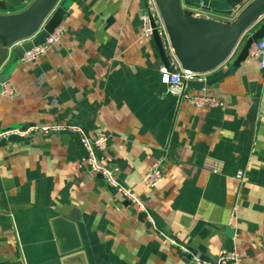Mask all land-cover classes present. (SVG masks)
Masks as SVG:
<instances>
[{"label": "crops", "instance_id": "0c3cea01", "mask_svg": "<svg viewBox=\"0 0 264 264\" xmlns=\"http://www.w3.org/2000/svg\"><path fill=\"white\" fill-rule=\"evenodd\" d=\"M254 1L232 13L192 6L183 14L229 29ZM157 5L166 24L165 0ZM24 6L3 12L13 15ZM66 6L62 36L33 61L4 54L1 44L10 39L0 36V133L57 125L79 126L89 139L106 137L98 163L117 169L115 179L147 208L154 226L90 172L79 133L7 136L0 139V264L57 258L51 222L69 214L79 219L82 250L61 264H217L219 252L232 247L241 264H264V71L248 57L232 67L264 16L215 68L190 67L175 48L174 54L166 48L172 67L189 68L201 79L188 81L186 91L219 104L208 108L169 95L161 84L163 64L143 34L141 0ZM165 34L174 47L166 25ZM3 82L11 96L1 93ZM155 168L163 177L151 187L145 179ZM57 228L62 248L71 250L68 228Z\"/></svg>", "mask_w": 264, "mask_h": 264}, {"label": "water", "instance_id": "95a60500", "mask_svg": "<svg viewBox=\"0 0 264 264\" xmlns=\"http://www.w3.org/2000/svg\"><path fill=\"white\" fill-rule=\"evenodd\" d=\"M29 1L31 0H0V9H17L23 5L26 6L30 3ZM67 1L72 2L73 0ZM67 1L61 3V0H35L29 12L16 16L11 14L0 16V36H4L11 40L14 37H27L36 33L31 40L14 46L11 50L6 49L7 45H9V41L4 42L1 44L3 49L0 48V50L2 49L4 54L10 51L19 60L24 51L42 44L47 36L56 27L61 25L63 17L67 15ZM247 1L248 0H165L167 6L166 27H168L173 36V44L175 45L173 48H175V52L179 54L190 67L210 69L221 65L234 54L250 25L264 16V0H255L245 9L236 21L230 25L231 30L229 33H227V28H224L221 24H216L212 21L204 22L193 16H185L183 14V8L191 9L192 6H201L202 8L216 13H232L243 7ZM183 3H185L186 6H183ZM143 7L144 3L143 0H141V8ZM168 13L170 18L168 17ZM150 26L152 28L150 37L155 43L161 62L170 72H173L174 69L153 20L150 21ZM202 31L211 38H205L202 35ZM263 36L264 24L247 36L232 63V67L243 62L248 56V49L250 46ZM228 73L229 70L208 83H216L228 75ZM139 218H141V216H139ZM78 221L79 219L73 214L52 220L51 225L57 244L58 257L42 264H61L62 257L72 252L82 250V244L77 229ZM59 223L65 225L70 232V238L73 242L71 250L66 251L61 246V239L58 236L59 228H57Z\"/></svg>", "mask_w": 264, "mask_h": 264}, {"label": "built area", "instance_id": "2783aa9c", "mask_svg": "<svg viewBox=\"0 0 264 264\" xmlns=\"http://www.w3.org/2000/svg\"><path fill=\"white\" fill-rule=\"evenodd\" d=\"M144 7L140 14V20L143 26V34L146 37H150L152 33V28L150 26V21L153 20L158 34L162 40V44L170 51V54H174L173 46L169 43L168 36L165 34V22L162 20L158 12L157 0H143ZM0 9V16H7L9 12ZM64 32V28L60 25L56 27L45 39V41L34 46L31 49L24 51L19 61L29 62L35 60L37 57L42 55L47 49L56 44ZM36 35V33H35ZM34 35V36H35ZM32 39V38H31ZM30 39V40H31ZM10 47L9 49L13 48ZM248 58L258 60L260 68L264 71V36L261 37L256 43L252 44L248 49ZM173 72H170L165 66L159 68L160 82L166 87V92L169 95L177 97L179 100L186 101L189 105L195 107H208L214 108L219 106L218 102L209 96L193 95L186 91V83L197 78L201 81L198 74L192 72L190 69L180 68L176 69L173 65ZM203 92L205 88L201 89ZM1 93L6 96L12 95L11 88L2 84ZM61 131H72L80 134V144L85 151V161L88 163L89 170L92 174L100 175L107 185L116 193L120 194L124 200L135 206L136 211L143 215L146 221L154 226L153 219L149 214L147 208L142 204V202L134 196V194L129 190L124 188L115 179L114 173L117 171L116 168H110L108 166L100 165L96 158L97 150H104L107 146V138L104 136L96 137L95 139H89L84 135L79 126H29L25 129H10L0 133V139L7 136H17L24 137L30 133L41 132L43 134L49 132H61ZM163 177L162 171L159 168L152 170L146 177L145 183L148 186L157 185ZM235 177L237 180L243 179V171L238 170ZM162 235V234H161ZM165 238V236L162 235ZM235 237V236H234ZM195 264H206L198 259H194ZM217 264H241L239 254L232 248H224L218 254Z\"/></svg>", "mask_w": 264, "mask_h": 264}, {"label": "rangeland", "instance_id": "374dc122", "mask_svg": "<svg viewBox=\"0 0 264 264\" xmlns=\"http://www.w3.org/2000/svg\"><path fill=\"white\" fill-rule=\"evenodd\" d=\"M27 6H28V5H27ZM27 6L21 8L22 10H20V9L17 10L16 12H14L13 15H15L17 12H20V11H21V13H23V12H27V11L29 10V8H28V9L26 8ZM25 8H26V9H25ZM24 9H25V10H24ZM237 13H238V12L231 14V15H230V19L235 18V16L237 15ZM22 38H25V37H14V38H12V39L9 41V45H7V49H9L10 47L14 46V45H15L14 43L17 42V40L22 39ZM11 49H12V48H11Z\"/></svg>", "mask_w": 264, "mask_h": 264}, {"label": "bare ground", "instance_id": "6f19581e", "mask_svg": "<svg viewBox=\"0 0 264 264\" xmlns=\"http://www.w3.org/2000/svg\"><path fill=\"white\" fill-rule=\"evenodd\" d=\"M165 7L167 8V6H166V2H165ZM168 17L170 18L169 13H168ZM230 30H231V27H230L229 29H227V33H229Z\"/></svg>", "mask_w": 264, "mask_h": 264}]
</instances>
